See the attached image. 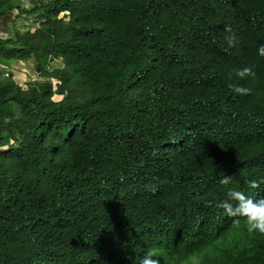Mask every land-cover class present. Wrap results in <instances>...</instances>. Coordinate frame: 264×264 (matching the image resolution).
<instances>
[{
    "label": "trees",
    "instance_id": "obj_1",
    "mask_svg": "<svg viewBox=\"0 0 264 264\" xmlns=\"http://www.w3.org/2000/svg\"><path fill=\"white\" fill-rule=\"evenodd\" d=\"M0 30V264H264L217 207L264 196V0H0Z\"/></svg>",
    "mask_w": 264,
    "mask_h": 264
},
{
    "label": "clouds",
    "instance_id": "obj_2",
    "mask_svg": "<svg viewBox=\"0 0 264 264\" xmlns=\"http://www.w3.org/2000/svg\"><path fill=\"white\" fill-rule=\"evenodd\" d=\"M24 3V0H23ZM61 17L64 16V13L60 14ZM40 17V16H36ZM30 21L35 19L34 17L29 18ZM39 24L34 22L32 25L35 27ZM228 31V29H226ZM7 34L1 33L0 36L4 37ZM227 43L229 47H232L236 43V37L231 35L227 38ZM257 54L261 57H264V44H261L257 48ZM11 74V73H10ZM236 76L240 79L254 75L252 69L249 67H244L242 69L236 70ZM233 91L238 95H245L249 92V89L242 86H236L233 88ZM230 176H223L219 183L221 185H227L230 182ZM250 189L257 188V181L255 179L248 181ZM226 199L220 201L217 204V207L223 210V213L234 219L236 223L239 221L234 218H242L246 226V230L249 233H255L264 236V196L259 198H254L252 195H245L244 192L235 189H228L226 192ZM207 242L204 244V248L209 253L220 252V235L217 231H212L209 233ZM156 257V252L152 249L147 250L141 257L136 259V256L133 258V264H159V260ZM65 262L68 264H78L73 258L65 257ZM128 263V262H127ZM36 264H43V261L37 262ZM129 264V263H128ZM189 264H195L194 260H189Z\"/></svg>",
    "mask_w": 264,
    "mask_h": 264
},
{
    "label": "rangeland",
    "instance_id": "obj_3",
    "mask_svg": "<svg viewBox=\"0 0 264 264\" xmlns=\"http://www.w3.org/2000/svg\"><path fill=\"white\" fill-rule=\"evenodd\" d=\"M23 4L28 7L29 0H24ZM12 23L16 26L26 25V23H23L21 22V20L16 19H14ZM2 31L3 30H0V34L2 33ZM60 62L61 61L59 60L54 61L50 65V68L61 66L62 64ZM36 65L37 63L34 61L33 58L29 59L28 61H13L10 64V75L14 77V79L20 86L26 88L28 82H34L40 79L39 72L36 70Z\"/></svg>",
    "mask_w": 264,
    "mask_h": 264
}]
</instances>
